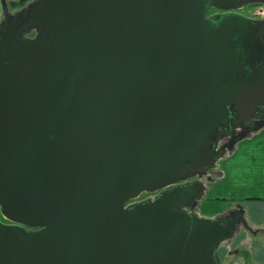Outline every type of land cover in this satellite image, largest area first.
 I'll use <instances>...</instances> for the list:
<instances>
[{
  "label": "water",
  "instance_id": "obj_1",
  "mask_svg": "<svg viewBox=\"0 0 264 264\" xmlns=\"http://www.w3.org/2000/svg\"><path fill=\"white\" fill-rule=\"evenodd\" d=\"M251 3L2 0L0 264H219L253 231L242 205L197 211L202 178L264 126Z\"/></svg>",
  "mask_w": 264,
  "mask_h": 264
},
{
  "label": "crops",
  "instance_id": "obj_2",
  "mask_svg": "<svg viewBox=\"0 0 264 264\" xmlns=\"http://www.w3.org/2000/svg\"><path fill=\"white\" fill-rule=\"evenodd\" d=\"M3 14L0 0V21ZM223 158L214 173L224 174L207 185L197 210L215 217L242 205L253 231L241 228L229 246L223 243L217 251L219 263L264 264V126L238 141Z\"/></svg>",
  "mask_w": 264,
  "mask_h": 264
},
{
  "label": "rangeland",
  "instance_id": "obj_3",
  "mask_svg": "<svg viewBox=\"0 0 264 264\" xmlns=\"http://www.w3.org/2000/svg\"><path fill=\"white\" fill-rule=\"evenodd\" d=\"M9 1V6L11 8L12 11H15V10H18V9H21L25 4H27L29 1L31 0H8ZM239 12L247 15V16H251V17H263L264 16V3H251V4H248L240 9H238ZM225 140H223L222 142H224ZM221 142V144H222ZM234 149V148H233ZM232 150H228L227 151V154L223 157H226L228 156ZM224 159V158H223ZM223 171H221V173H214V174H211V175H207L203 180L205 182V185H206V188H207V185H211L212 182H214L215 180H218L219 176L223 175ZM150 194L151 196L154 194V193H149V192H145L143 193V195L140 196V199L144 198V197H147V195ZM227 201V200H225ZM0 219L3 221V222H11L10 220H8L1 212V209H0ZM241 228H244V227H241ZM240 228V229H241ZM239 229V230H240ZM246 229V228H244ZM239 230L237 232H239ZM247 230V229H246ZM236 232V234H237ZM235 234V235H236ZM234 235V236H235ZM231 240V239H230ZM229 241V240H228ZM226 241L224 242V244L222 245L223 247H225L226 245L229 246V242ZM230 252H232V249L230 250Z\"/></svg>",
  "mask_w": 264,
  "mask_h": 264
},
{
  "label": "flooded vegetation",
  "instance_id": "obj_4",
  "mask_svg": "<svg viewBox=\"0 0 264 264\" xmlns=\"http://www.w3.org/2000/svg\"><path fill=\"white\" fill-rule=\"evenodd\" d=\"M211 14H213V13H216V12H223L222 10H217V9H215V10H212V11H209ZM249 17H251V16H249ZM251 18H255V19H258V18H262V17H251Z\"/></svg>",
  "mask_w": 264,
  "mask_h": 264
}]
</instances>
